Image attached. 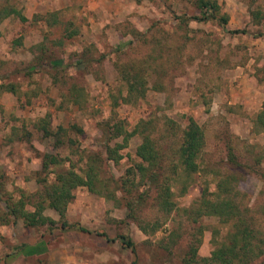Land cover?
<instances>
[{
    "label": "rangeland",
    "instance_id": "rangeland-1",
    "mask_svg": "<svg viewBox=\"0 0 264 264\" xmlns=\"http://www.w3.org/2000/svg\"><path fill=\"white\" fill-rule=\"evenodd\" d=\"M215 1L219 14L228 16L227 29L247 32L224 31L216 19H191L200 12L196 0H0V7L19 9L28 18L0 20V85L9 88L0 89L4 194L18 196L19 189L34 194L41 188L32 173L40 168L38 155L46 151L68 158L63 165L72 161L76 170L99 152L104 159L100 177H120L140 160L135 152L142 137L135 127L141 119L151 120L146 131L165 152L180 136L187 116L193 117L205 134L201 163L209 170L195 172L182 195L180 185L174 186L177 208L170 214L146 204L142 217L161 223L146 233L132 221L113 225L111 219H124L125 209L79 186L66 214L91 232L48 230L47 224L29 227L21 220L0 224V264H185L182 257L197 226H202L197 258L209 256L226 241L230 223L215 216L193 222L183 209L198 204L205 186L213 197L218 177L226 173L235 174L234 201L256 232L253 243L262 247L246 264H264V132L254 123L264 103V0ZM254 11L260 13L258 22ZM52 12L58 22L48 26ZM120 66L141 70L144 97L121 101L126 91ZM46 116L52 128H68L74 148L54 149L42 139L34 124ZM113 117L123 120L130 133L137 130L121 149L118 163L106 159L99 126ZM24 126L31 131V144L12 135V127L19 132ZM122 140L116 137L110 144ZM75 150L86 154L78 157ZM229 150L238 166L229 160ZM1 210H6L3 202ZM43 214L59 219L48 206ZM101 230L111 237L128 235L135 254L118 240L94 233Z\"/></svg>",
    "mask_w": 264,
    "mask_h": 264
},
{
    "label": "trees",
    "instance_id": "trees-1",
    "mask_svg": "<svg viewBox=\"0 0 264 264\" xmlns=\"http://www.w3.org/2000/svg\"><path fill=\"white\" fill-rule=\"evenodd\" d=\"M196 4L200 12L199 15L192 16L191 19L199 22L216 19L224 31L232 34L247 32L245 29L229 30L226 28L228 16L219 14L217 1L196 0ZM11 15L22 22L28 21V18L19 9L9 6L0 7V20ZM253 18L257 22L260 21L259 11L253 12ZM35 19L38 20V16ZM46 22L48 26L57 24L58 19L55 12L47 16ZM57 43L60 44L61 42L57 41ZM140 71L136 68L129 69L120 66L119 73L125 83L126 91L125 95L120 98L122 102L129 103L133 99L144 97L146 82ZM2 88L9 89L7 86L0 85V89ZM113 100L116 105L118 101L115 98ZM111 119V121L107 120L99 124L103 133L106 159L118 163L122 157L121 149L126 146L127 140L133 132L138 130L142 141L136 147L135 153L140 160L133 162L120 177L106 180L100 177L104 159L99 152L92 153L94 156L90 157L84 166L79 167L78 170H76L72 161L69 166L65 167L63 163L68 158H62L58 153L49 151L40 153L38 155L40 157V168L32 174H34V181L39 183L41 188L34 194H28L23 189H19L18 196H14L12 192L4 194V190H0V202L4 203L6 209L0 211V224H12L16 223L17 220H21L25 226L29 227H39L47 224L49 226L48 230L59 229L63 231L77 228L84 232H91L81 226L79 222L70 221L66 214L67 205L74 198V190L79 186H84L90 192L103 195L107 199L115 201L117 206L125 209V220L111 219L113 225L117 226L118 223L132 221L145 233L156 231L161 223L159 220L150 221L142 217L141 212L145 205L149 203L162 214H170L177 208L174 200V186L176 184L180 185L179 194L182 195L186 193L195 172L209 171L207 166L203 167L201 163L205 146L204 131L193 117L187 116L180 136L164 152L151 136V133L146 131L152 127L151 120H139L135 127L137 130L130 133L123 120L115 117ZM171 123L175 122L171 121ZM254 123L257 128L264 132V103L261 110L256 114ZM140 125L141 129H139ZM176 126L178 125L176 124ZM34 127L41 132L42 139H46V143H52L54 149L63 145L74 148L72 145L75 144L76 140L68 134V128L63 126L52 128L48 116L40 118L34 124ZM72 129H76L78 133L82 132L75 125L72 126ZM12 133L16 138L31 144L32 135L27 127L19 128V132L16 131L15 127H12ZM120 136L123 138L122 142L110 144L111 139ZM11 140L12 137L10 136L8 141ZM228 153L229 160L238 166L236 156L232 150H229ZM75 154L80 157L86 153H79L78 150H75ZM235 181L236 177L233 173L220 175L216 182L215 191L211 192L213 197H208L210 192H207L205 186L198 204L189 209H183L188 219L193 222H196L201 216H215L224 223H230L231 228V231L227 233L226 241L217 244L209 256L198 259L197 249L201 241L199 236L202 234V226H197L195 228L196 232L193 233L192 240L187 245V250L182 257L185 264H198L200 260L204 263L214 264H246L262 253L260 243H253V239L257 238L255 230L251 227V224L248 225L245 222L246 218L242 215L236 201H234V198L238 195V191L234 188ZM29 204L34 207L33 210L27 209ZM46 206L57 211L59 214L57 221L43 214ZM94 233L109 241L118 240L122 247L130 248L134 254L136 252L134 241L122 232H117L112 237L104 230ZM172 234L176 235L175 231ZM171 241L176 243V238L171 237ZM131 264H137V261L132 260Z\"/></svg>",
    "mask_w": 264,
    "mask_h": 264
}]
</instances>
